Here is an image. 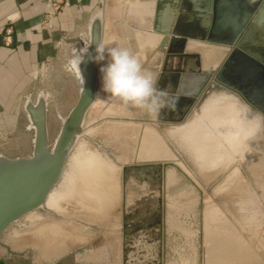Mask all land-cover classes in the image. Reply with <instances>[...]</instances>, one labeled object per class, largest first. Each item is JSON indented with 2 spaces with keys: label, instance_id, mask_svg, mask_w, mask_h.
Listing matches in <instances>:
<instances>
[{
  "label": "rangeland",
  "instance_id": "374dc122",
  "mask_svg": "<svg viewBox=\"0 0 264 264\" xmlns=\"http://www.w3.org/2000/svg\"><path fill=\"white\" fill-rule=\"evenodd\" d=\"M136 32L140 33L142 38L145 36L142 34L145 30L135 26L107 27L100 47L105 49V56L110 47H126L137 56L143 68L149 65L148 69L152 70L150 66L157 59L155 61L153 59L154 63L150 64L148 61L154 49L145 47L149 43L154 46L151 43V36H147L144 42L133 43L129 37ZM54 61L51 65L47 62L38 65L30 91L31 100L40 92L47 96V125L51 141L58 132L61 119L74 105L79 90L78 81L66 70L64 57L60 58L59 55L58 60ZM100 66L99 64V68ZM211 94L227 96L228 93L218 88L209 90L180 123L160 122L156 117L141 110L124 108L100 92L99 74L95 102L85 116L81 135L70 153L64 173L52 191V197L58 200L61 208L58 212H53L44 207L11 225L9 228L17 231L14 240L26 239L41 261H49L69 250H75L82 258L92 257L101 260L110 258L120 245L118 235L122 167L134 164V161L161 162L162 159L173 157V162L188 172L181 162L175 160L182 158L188 165L192 163L194 166L195 159L188 142L179 135L170 139L164 132L172 128H182L196 121ZM206 123L203 125L207 126ZM144 126L155 128L164 141L163 145L171 152L168 157L159 158L161 160L137 157ZM238 152L236 149L228 148L224 152L226 159L223 157L222 161L216 162V166L208 167L209 171L194 166L195 171L205 180L204 183L189 176L192 179L190 182L177 174L179 178L176 180L181 185V194H176L179 198L174 196L175 194L172 196L173 199H177L175 203L180 204L181 206H178L181 208L166 201L164 215L173 225L165 226L163 233L165 246L160 264H264V218L261 220L264 215L263 153L262 167L261 157L257 152L251 155V167L249 163L242 167L244 180L238 170L234 169L216 185L213 184L212 189H206V184L225 170L232 155ZM89 153L97 155L106 166H109L111 170L108 172L112 178L108 179H115L119 183L117 192L114 191L113 204L104 203L105 205L101 206L98 201H92L91 193H94L92 187L85 188L83 185L81 175L78 174V164L85 162ZM168 169L173 171L172 167ZM256 173L259 175L253 176ZM95 188L100 189L101 185ZM231 195L238 197L235 199Z\"/></svg>",
  "mask_w": 264,
  "mask_h": 264
},
{
  "label": "crops",
  "instance_id": "0c3cea01",
  "mask_svg": "<svg viewBox=\"0 0 264 264\" xmlns=\"http://www.w3.org/2000/svg\"><path fill=\"white\" fill-rule=\"evenodd\" d=\"M191 1L185 3L186 0H0V32L4 29L11 31L10 45L0 44V154L8 158L26 157L30 154L33 132L28 129L24 106L27 99L32 98L30 91L36 69L41 63L54 64V59L58 60L59 55L60 58L64 57L67 68L72 53L77 49L79 42L86 38L89 21L95 12H100L102 18V39L107 27L135 26L144 29L145 32L142 34L145 36L142 38L140 33H132L129 37L130 41L144 42L147 36H151V43L155 44L156 38H162L161 35L167 30L174 31L180 9L185 3L187 12L184 13L185 18H182L183 23L179 29L180 32L188 35L184 38V46H175V52L171 54L165 53L168 49L166 45L161 47L158 44L153 48L146 46L154 49L149 56L148 64L154 63L153 59L157 60L151 64L152 70L148 69L149 65L144 66V69L153 72L157 77L178 76V88L181 77L197 78L203 70L211 72L214 69L210 65L216 64L219 50L217 47L223 48L226 52L217 65L218 68L222 66L231 49L197 39L199 24L205 19H187L186 16L194 15L190 12L193 5L194 9H202L203 1ZM243 1L248 0H213L221 15L215 17V13H212L209 17L207 35L213 34L212 36L219 38L226 36L229 28L238 24L241 11L246 9ZM263 4L264 0H262ZM237 67L238 62L230 64L223 78L237 74ZM218 68L215 70L217 71ZM68 72L74 75L71 71ZM74 79L77 80L75 75ZM195 82L194 80L193 83ZM210 96V99L214 96L220 97L222 107L230 108L228 117L235 116L234 111L239 115L245 111H248L250 116L254 114L250 109L243 108L233 96L226 94ZM206 125L216 139L221 135L211 128L210 123ZM249 132L251 139L249 137V142L244 145H252L251 140L257 139L253 127ZM198 175L204 180L200 173ZM231 197L238 196L231 195ZM263 218L264 215L261 220ZM16 233L15 229L8 228L1 236L0 264H124L120 245L115 254L105 260L82 258L75 250H69L49 261H41L26 239L14 240ZM118 236L120 238V235Z\"/></svg>",
  "mask_w": 264,
  "mask_h": 264
},
{
  "label": "water",
  "instance_id": "95a60500",
  "mask_svg": "<svg viewBox=\"0 0 264 264\" xmlns=\"http://www.w3.org/2000/svg\"><path fill=\"white\" fill-rule=\"evenodd\" d=\"M202 1V9H194L193 5L190 12L194 15L186 16L187 19H205L199 24L200 31L196 35L197 39L210 44L222 45L231 51L223 65L216 67L217 71L203 70L195 78L196 86L193 92L184 91L183 77H181L175 94L179 97L176 106L182 104L188 106L199 97L208 84L225 85L223 75L230 64L238 62V57L246 64L251 63L254 68L259 67V64L253 60L260 59L259 55L246 48L249 46V41L253 42L254 39H258L259 46L264 50V4L262 5V0L243 1L246 9L241 11V19L237 25L229 28V32L223 38L212 36L213 34L207 35L209 17L212 13H215V17L221 13H218L213 0ZM187 2L192 1L186 0L185 3ZM185 3L180 9L174 31L168 32L167 30L161 35L159 44L161 47L166 45L168 48L165 53H174L175 46L185 44L184 38L188 35L179 30L183 23L182 18H185L184 13L187 12ZM101 41L102 18L100 12H95L89 21L86 38L79 42L76 49L86 53L79 65L80 71L72 70L79 84L78 96L67 115L61 119L58 132L52 141L47 125L46 94L40 92L33 101L30 98L27 99L24 111L28 119V129L33 132L31 152L26 157L17 158H8L0 154V238L11 225L18 223L26 215L42 209L48 196L60 181L70 153L81 135L85 116L96 98L99 64L94 62L92 57L95 55L96 47L101 46ZM237 68L239 73L240 65ZM167 110L166 108L161 113Z\"/></svg>",
  "mask_w": 264,
  "mask_h": 264
},
{
  "label": "flooded vegetation",
  "instance_id": "af4514ba",
  "mask_svg": "<svg viewBox=\"0 0 264 264\" xmlns=\"http://www.w3.org/2000/svg\"><path fill=\"white\" fill-rule=\"evenodd\" d=\"M258 42V39H254L253 42L249 41V46L246 48L259 55L260 59H253L259 64V67L254 68L249 62L247 65L244 60L242 61L238 57V67L240 65L239 73L229 77L225 76V85L208 84L201 91L199 97L194 99L188 106L182 104L176 107L175 110L164 111L159 117H156V120L160 122L180 123L188 111L197 106L205 93L217 88L228 93L227 95L235 97L242 107L254 112L253 115L255 116H251L254 124L253 131L255 132L253 133L258 134V138L253 139L252 145L249 148L248 145H245V147L240 149L242 150L241 152L239 150L240 153L232 155L231 161H229L230 164L226 169L219 173L209 184H206L207 190L212 189L213 184L216 185L234 169H237L243 178L242 167L248 163L251 167L250 158L253 152H257L260 155L262 167V155H264V50L259 46ZM178 78V76L172 78L161 75L158 77L157 86L163 90L167 88L170 95H175ZM175 160L181 162L188 172L173 161H162V163L157 162L144 165L131 163L122 167L120 173L121 205L119 207V235L120 251L124 264H138L140 261L142 264H160L162 261L165 246V236L163 233L166 224L170 223V220L167 223V217L164 215L166 197L169 191L166 176L170 170H167V168L172 167L173 171H171L173 174L175 173L174 181L178 184V180L175 179L178 175L183 176L190 182L192 181L191 178H194L200 183H204L194 170L191 162V165H188L182 158H176ZM210 194H212V191Z\"/></svg>",
  "mask_w": 264,
  "mask_h": 264
},
{
  "label": "bare ground",
  "instance_id": "6f19581e",
  "mask_svg": "<svg viewBox=\"0 0 264 264\" xmlns=\"http://www.w3.org/2000/svg\"><path fill=\"white\" fill-rule=\"evenodd\" d=\"M156 39H157L156 41H155V39L153 40V41H155L154 46L158 45L160 43L161 38L157 37ZM148 47L153 48V45H151L149 43ZM217 48H219L218 56L216 57V64L213 66L210 65L212 68H214L211 72H213L215 70L216 66L218 65L219 60L221 59L223 54L226 53L223 48H221V47H217ZM210 66H208V67H210ZM207 69H209V68H207ZM71 72L73 73V71H71ZM207 72H208V70H207ZM209 72H210V70H209ZM98 76H99V72H98ZM194 80H195V77H188L187 76V78L185 77V79L183 77L182 84H184L183 89L185 92H187V93L193 92V90L195 89V86H196V84L193 83ZM223 101H225V100H223ZM220 103H221L220 97L214 96L213 99H210V101L206 103L205 107H203L204 109H202L203 110L202 114L196 121H194V122H192L186 126H183L182 128H178V129L172 128V130L169 129L166 132H164L166 134V136L170 137V139H171V137L174 138L177 135L185 138L186 141L188 142L189 148L191 149V152L193 154V158L195 159V161L193 162L194 166H197L199 168H205L208 171H209V168H213L214 165L216 166V162L218 160L222 161L223 157H224V159H226V156H224V152L228 148H233V149L238 150V149H242V147H245L244 144H247L249 142L248 140L251 139L249 131L252 129V127L254 125L253 122L251 121V116H250L251 114L248 111H245V112L241 113L240 115L234 111L235 116L228 117L230 114V111H231L230 108L222 107V105ZM233 104H234V102H233ZM232 109H233V107H232ZM244 110H246V109H244ZM205 122H207L208 124L210 123L211 128L216 130L217 132H219L221 134L217 139L214 137V135L212 133H210V131L207 130V126L203 125V123H205ZM249 137H250V139H249ZM140 139L141 140L139 141V144H138L139 147L137 148L138 149V155H137L138 158H155V159L166 158L171 153L169 150H167L169 148L164 146L165 145L164 141L162 140L161 136H159V134L155 130V128L152 129V128H149L148 126H144V129L140 135ZM220 140H222V142H220ZM185 146H186V144H185ZM241 151L242 150H240V152ZM159 160H161V159H159ZM162 160L163 161H173V157H172V159L168 158V159H162ZM153 161H157V160H153ZM152 163H157V162L134 161V164H136V165H144V164H152ZM161 163H162V161H161ZM78 169H79L78 174L81 175V176L80 175L79 176L82 179V181L84 183L83 185L85 186V188L92 187L91 190L94 192V193H91L92 194V197H91L92 201L93 200L96 202L98 201L100 205L101 204L103 205L104 203L110 205V204H113L115 202L114 201L115 196H113V195L115 194L114 191L117 192L118 187H119V183L115 179H108V178H112L111 173L108 172L111 169L109 166H106L98 158L97 155L89 153V156L87 157L86 161L78 164ZM215 170H213V171L215 172ZM174 174L170 170L166 176L167 180H168V186H169L168 187L169 188L168 189L169 190L168 191V198L169 199L167 197H166V199H168L167 201L169 204L174 203V204H176L175 206H177L179 208L181 205L178 204V205H180V206H178L177 203H175V202H177V199H173V198H174V196L179 198L176 194L180 193L181 185L174 181ZM103 180H105V181H103ZM226 183H227V181L225 182V184ZM100 185H101L100 189L95 188V187L100 186ZM163 190H164V188H163ZM215 190H216V188H215ZM241 192L243 193L242 190H241ZM110 194H112V195H110ZM172 195H174V196H172ZM170 196H172V198ZM110 198H111V200H110ZM178 201H180V200H178ZM44 207H47L48 209H50L53 212H58V210L61 208L59 206L58 200L55 199L54 197H52V192L48 196ZM208 212H209V210H208ZM170 223H168L169 226H172L173 224L172 223L170 224ZM47 252H48V250H47Z\"/></svg>",
  "mask_w": 264,
  "mask_h": 264
},
{
  "label": "clouds",
  "instance_id": "9594fccd",
  "mask_svg": "<svg viewBox=\"0 0 264 264\" xmlns=\"http://www.w3.org/2000/svg\"><path fill=\"white\" fill-rule=\"evenodd\" d=\"M85 54L74 50L66 70L80 71L79 65ZM92 59L101 65L100 92L119 105L141 110L154 117H159L166 108L175 110L179 97L159 89L157 75L145 70L130 49L121 46L110 47L105 56V49L97 46Z\"/></svg>",
  "mask_w": 264,
  "mask_h": 264
},
{
  "label": "built area",
  "instance_id": "2783aa9c",
  "mask_svg": "<svg viewBox=\"0 0 264 264\" xmlns=\"http://www.w3.org/2000/svg\"><path fill=\"white\" fill-rule=\"evenodd\" d=\"M11 43V31L10 29H4L0 32V44L8 46Z\"/></svg>",
  "mask_w": 264,
  "mask_h": 264
}]
</instances>
